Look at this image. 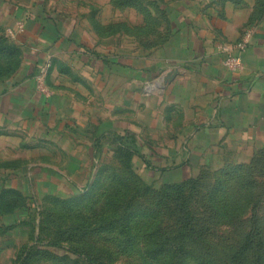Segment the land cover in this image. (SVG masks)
<instances>
[{
  "label": "crops",
  "instance_id": "obj_1",
  "mask_svg": "<svg viewBox=\"0 0 264 264\" xmlns=\"http://www.w3.org/2000/svg\"><path fill=\"white\" fill-rule=\"evenodd\" d=\"M68 2L0 0V23L23 52L17 72L0 81V186L21 179L29 190L36 172L77 188L89 179L93 144L111 147L118 134L138 140L159 184L225 160L264 162V0H159L157 39L145 49L133 17L118 28L117 15L135 8ZM250 29L244 68L227 69L222 46ZM47 59L48 97L34 81Z\"/></svg>",
  "mask_w": 264,
  "mask_h": 264
},
{
  "label": "rangeland",
  "instance_id": "obj_2",
  "mask_svg": "<svg viewBox=\"0 0 264 264\" xmlns=\"http://www.w3.org/2000/svg\"><path fill=\"white\" fill-rule=\"evenodd\" d=\"M71 1L67 4L86 10L100 5L99 0ZM130 17L136 46L145 49L157 39L159 22L146 34L135 9L117 15L121 23ZM8 32L0 23V73L15 62L1 44ZM93 149L95 160L86 161L82 176L89 179L77 188L66 176L36 172L29 190L21 179L12 188L16 195L4 193L11 189L7 183L0 186V196L6 195L0 206V264H226L253 228V212L264 238L262 159L244 168L225 160L219 169L203 167L185 180L159 184L157 171L146 170L150 160L127 159L106 143ZM49 181L55 190H48ZM12 213L17 214L9 222ZM178 218L191 221V227L184 228ZM256 242L247 264L259 249Z\"/></svg>",
  "mask_w": 264,
  "mask_h": 264
},
{
  "label": "trees",
  "instance_id": "obj_3",
  "mask_svg": "<svg viewBox=\"0 0 264 264\" xmlns=\"http://www.w3.org/2000/svg\"><path fill=\"white\" fill-rule=\"evenodd\" d=\"M158 1L159 0H112V3L117 7L135 8L140 14L143 15V19L147 24V29L144 30V32L146 34H149L151 31H153L154 24L157 23L158 21V18L156 17V15L153 14L151 10L152 8L157 10ZM124 26H125L124 23L118 24V28H122ZM1 44H3L5 49H7V51L13 52V54L15 55L14 66L10 68L9 71H6V73L5 72L0 73V81H5L6 79H9L10 77L13 76V74L15 73L16 69L19 66V59L16 58V56L19 54L20 50L16 42L12 40L8 35L6 38L4 37V39L1 41ZM0 50L2 51L1 48ZM112 147L115 149L116 152L123 154L127 159H131L135 155H138L143 159L145 158L144 155L141 153V148L139 146L138 140L135 139L133 135H126V134L115 135L113 137ZM240 167L244 168L245 166H240ZM4 193H6V195L9 193L16 195V190L11 188L9 190H6ZM6 195L0 196V206H2L1 201L5 198ZM256 207H257V203L253 205L252 210H254ZM181 210L182 211L187 210L185 204L181 205ZM16 214L17 213H12L10 216L7 217L9 222L15 220L14 217L16 216ZM253 214H254L253 217L254 219L252 218L253 228L243 237L240 247L233 254H231L230 259L228 262H226V264H247L249 252L255 249V241H257L256 246L259 249L252 254V258H253L252 264H264V238L261 236L259 232V221L258 219H256L255 216L256 213L253 212ZM178 220H179L178 222L183 224L184 228L191 227L192 225V222L187 220L186 218H178ZM180 237L185 238L183 234H180Z\"/></svg>",
  "mask_w": 264,
  "mask_h": 264
},
{
  "label": "built area",
  "instance_id": "obj_4",
  "mask_svg": "<svg viewBox=\"0 0 264 264\" xmlns=\"http://www.w3.org/2000/svg\"><path fill=\"white\" fill-rule=\"evenodd\" d=\"M17 27L19 30H23L24 23L19 21L17 23ZM10 34H13V31L9 30ZM254 30H247L240 41H238L235 45L225 44L222 46V50L226 53V57L223 61L224 66L234 72L241 71L244 68V60L242 57V53L247 49L250 45L253 38ZM235 50H237V54H235ZM51 60L47 59L43 61L35 75L34 81L36 85V89L42 95L48 97L51 94V88L48 84V77L51 70Z\"/></svg>",
  "mask_w": 264,
  "mask_h": 264
}]
</instances>
